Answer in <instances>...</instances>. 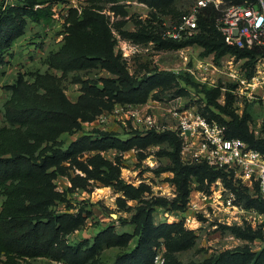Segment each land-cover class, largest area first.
Masks as SVG:
<instances>
[{
	"label": "trees",
	"instance_id": "16d2710c",
	"mask_svg": "<svg viewBox=\"0 0 264 264\" xmlns=\"http://www.w3.org/2000/svg\"><path fill=\"white\" fill-rule=\"evenodd\" d=\"M54 1L58 0H16L14 6L0 10V68L7 63L8 51L24 35L28 20L45 24L54 21L51 5L47 4ZM117 1L87 0L89 5L81 7V10L70 7L64 21V43L47 59L49 68L63 74L100 66L111 77H102L97 81L78 79L81 94L74 103L69 101L48 71L30 74L34 79L31 83L19 73L12 84L5 86L10 96L3 103V117L7 125L0 127V196L3 198L0 211V264H20V259L30 258H47L57 264H88L104 249L128 247L131 242L132 247L117 254L111 264H152L161 243L165 245L169 258L174 252L191 247L196 235L194 231L185 229L182 221L155 223L152 213L155 206L182 209L187 203L191 177L199 185H203L205 180L211 183L222 179L232 192L244 198L246 206L264 211V198L259 195L254 198L244 189L239 191L241 186L232 172L204 162L184 163L181 159V139L175 132L135 130L131 137L121 139L110 131H82L81 121H91L96 115L109 112L115 104L142 105L153 90L160 88L167 91L177 86V82H183L196 92L204 93L208 114L200 112L197 107L196 110L207 121L223 126L225 138H238L249 148L264 154V141L255 138L249 131L246 118H239L229 110V94L228 105L219 104L216 101L218 90L198 89V84L188 73L160 70L136 79L129 75L123 62L114 54V40L107 19L99 12L100 4ZM140 1L152 10H164L171 8L177 0ZM259 1L223 0L219 8L214 4L199 8L196 15L197 32L180 40L164 36L166 23L179 22L190 9L162 22L155 37L145 35V32L126 35L135 41L155 39L160 47L167 49L197 44L204 48L205 54L214 52L216 57L227 53L241 58L250 57L248 65H252L257 57L264 58V44L251 49L228 46L217 28V20L225 5L259 4ZM262 2L264 4V0ZM110 8L115 13H126L121 5H111ZM38 89L43 90L42 95L37 94ZM186 93L187 89L182 87L169 93H158L156 98L171 99ZM211 107L219 113H213ZM220 114L229 119L221 118ZM78 130L82 131L81 134L67 145L59 139L62 133ZM163 141H168L172 148L170 155L175 165L178 189L176 199L168 201L156 198L152 203L143 201L129 219L119 218L123 224L134 225L132 232L118 233L109 225L98 231L92 240L68 242L66 236L77 231L92 212L84 206L76 211L55 209L57 203L66 200V192L72 188L64 192L55 189L56 179L68 173L65 163L70 162L85 175L72 177L70 182L73 186H85L90 179L104 186H113L123 195L117 201L125 206L127 200L140 199L150 188L144 183L137 187L126 183L120 176L118 163L104 158L100 153L110 149L128 151L133 147L145 148ZM88 152L95 154L80 161L79 156ZM2 256L5 257L4 261ZM167 264L171 263L167 261ZM200 264H264V248L256 253L249 250L225 251Z\"/></svg>",
	"mask_w": 264,
	"mask_h": 264
},
{
	"label": "rangeland",
	"instance_id": "374dc122",
	"mask_svg": "<svg viewBox=\"0 0 264 264\" xmlns=\"http://www.w3.org/2000/svg\"><path fill=\"white\" fill-rule=\"evenodd\" d=\"M194 1L177 0L171 8L164 10H152L140 0H118L116 3L98 5L99 12L107 19V25L114 40V54L121 63L123 62L131 77L136 79L160 70L188 73L198 84V89L218 90L216 101L219 104L228 105L229 94V110L239 118H246L249 131L255 138L264 141V99L260 97L259 91L251 96L249 89L242 87L241 91L237 82L226 74L231 67L238 77L240 73H244V76L249 79L254 73L258 57L252 65H248L251 61L250 57L241 58L230 53L216 57L214 52L205 54L204 48L197 44L167 49L160 47L155 39L135 41L133 37L126 35L145 32V35L152 34L155 37L160 31L162 22L190 9ZM62 3L58 0L47 4L51 5L52 14L61 16L62 9L59 6ZM64 3L79 10L89 5L87 0H64ZM111 5L123 6L126 13L122 15L113 12ZM64 21L55 19L45 24L28 20L24 35L17 39L8 51L7 63L0 68V127L7 125L3 117V103L9 98L10 91L5 86L12 84L19 73L31 83L34 79L30 74L48 71L55 77L56 85L73 103L81 94V84L77 81L78 79L97 81L99 78L112 76L100 66L78 69L67 74L48 67L49 55L58 51L64 43L66 35ZM230 63L232 65H229ZM176 84L177 86L167 91H162L160 88L153 90L147 102L142 105L127 107L123 104H115L109 112L100 113L91 121H81L82 131L86 133H94L96 130L110 131L121 139H127L133 135V131L145 130V115L151 113L154 114L152 117L158 125L167 126L171 120L167 118L166 110L168 111L172 104L159 103L156 95L169 93L182 87L187 89V93L176 100L175 104L188 105L187 103H190L192 99H196L195 106L198 110L208 114L203 92H196L183 82ZM37 94L42 95L43 90L38 89ZM210 109L213 113H219L213 107ZM220 117L229 119L224 114H220ZM82 131L62 133L59 139L67 145ZM171 151L169 142L163 141L145 148L133 147L128 151L110 149L100 153L104 158L118 163L120 176L126 183L136 187L144 183L150 188L140 199L127 200L125 206L117 201L118 198H123V195L113 186H104L93 179L88 180L85 186L81 184L73 186L70 182L72 177L85 175L73 164L66 162L68 173L56 179L55 189L64 192L67 188L71 186L72 188L66 192V200L57 203L55 209L76 211L80 206H84L92 212L77 231L66 236L68 242L92 240L98 231L109 225L118 233L132 232L134 225L123 224L119 218L129 219L143 201L152 203L156 198H164L168 201L176 199L178 189ZM93 154L95 152L83 153L79 156V160L85 161L89 155ZM234 179L241 186L239 191L244 189L247 194L257 198L259 193L255 189L254 180L249 184L243 178L234 177ZM189 182L187 203L182 209L155 206L152 213L155 223L182 221L184 228L194 231L196 235L191 247L174 252L169 258L165 245L161 243L156 251L163 256L166 264L167 261L171 264H200L225 251L249 250L256 253L264 248V211L246 206L244 198L239 197V193L232 192L222 179H216L211 183L205 180L203 185H199L191 177ZM231 193L232 198L229 196ZM260 219L262 221H259ZM132 245L131 242L128 247L104 249L88 264H111L117 254L127 251ZM1 259L4 261L5 257L2 256ZM19 263L57 264L47 258L20 259Z\"/></svg>",
	"mask_w": 264,
	"mask_h": 264
},
{
	"label": "built area",
	"instance_id": "2783aa9c",
	"mask_svg": "<svg viewBox=\"0 0 264 264\" xmlns=\"http://www.w3.org/2000/svg\"><path fill=\"white\" fill-rule=\"evenodd\" d=\"M15 3L16 0H0V10L14 6ZM210 4L219 8L222 0H197L196 4L181 17L179 22L166 23L164 36L180 40L196 33L197 12L199 8ZM59 8L62 9L61 16L52 14V18L53 20L60 19L63 22L68 15L70 6L63 2ZM221 11L222 15L217 20V28L228 46L251 49L264 44V4L262 0L259 1V4L225 5ZM228 69L229 72L226 74L237 82L241 91L242 87L249 89L250 96L259 91L260 97L264 99V58L257 59L254 73L249 79L244 76V73H240V77H238L235 74L236 71L234 72L231 67ZM178 99H181V96L157 99L159 103L172 104L168 111L166 110L167 118L171 120V123L167 126L158 125L152 117L154 114H147L145 115V130L153 129L156 132H162L166 129L175 132L181 139V159L184 163L204 162L217 169L232 172L234 177L243 178L249 184L254 180L257 183L260 197L264 198V154L249 148L245 142L238 138H225L223 126L207 121L197 112L195 99L187 103L188 105L175 104ZM229 196L232 198L233 194L231 193ZM2 200L3 198L0 196V211ZM152 264L166 263L163 256L156 251Z\"/></svg>",
	"mask_w": 264,
	"mask_h": 264
}]
</instances>
